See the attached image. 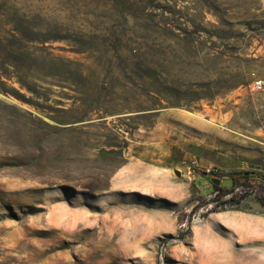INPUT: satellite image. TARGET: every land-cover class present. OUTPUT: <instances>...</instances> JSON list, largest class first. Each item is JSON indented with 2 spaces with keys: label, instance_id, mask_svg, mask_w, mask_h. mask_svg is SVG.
Segmentation results:
<instances>
[{
  "label": "rangeland",
  "instance_id": "obj_1",
  "mask_svg": "<svg viewBox=\"0 0 264 264\" xmlns=\"http://www.w3.org/2000/svg\"><path fill=\"white\" fill-rule=\"evenodd\" d=\"M255 78L264 0H0V264H264L222 212L256 196H214L152 142L158 109L203 114L206 143L230 110L254 120ZM243 165L223 190L264 188Z\"/></svg>",
  "mask_w": 264,
  "mask_h": 264
},
{
  "label": "crops",
  "instance_id": "obj_2",
  "mask_svg": "<svg viewBox=\"0 0 264 264\" xmlns=\"http://www.w3.org/2000/svg\"><path fill=\"white\" fill-rule=\"evenodd\" d=\"M252 94L253 105H260L262 114L249 121L247 118H236L230 110L228 117L217 118L219 120L216 123L227 124H215L210 143L205 142V128L208 126L203 114H193L172 107L158 109L154 123L156 127L160 125L164 130L156 132L152 142L159 148L160 153H165L172 168L182 170L184 167L181 164L193 157L202 161L204 165L220 167L222 172L219 178L220 185L223 178H230L238 168H242L244 161L256 165L254 169L264 170V90L253 91ZM255 99L258 100V104ZM183 123H196L198 131L201 132L196 141L188 138L187 130L183 131L187 125ZM254 124L256 126H252ZM147 167L149 168V165ZM222 212H234V220L238 225L235 230L231 226L229 228L238 240L248 243L259 237L264 241V205L259 200L251 201L243 208Z\"/></svg>",
  "mask_w": 264,
  "mask_h": 264
},
{
  "label": "built area",
  "instance_id": "obj_3",
  "mask_svg": "<svg viewBox=\"0 0 264 264\" xmlns=\"http://www.w3.org/2000/svg\"><path fill=\"white\" fill-rule=\"evenodd\" d=\"M250 87L251 90L253 91L264 90V79L262 78L253 79ZM193 166L194 168L196 167L197 170H199L202 174L206 176H210L212 179L221 176L222 174L220 167L216 165H203L198 167L197 165H193ZM190 168H192V166H190ZM262 174H264V172ZM220 195H222L224 198H230L232 200L235 199L237 201H242L250 196H256L257 200L261 201L262 204L264 203V188L259 189L254 184L246 183L244 176H242V179H240L239 182L235 180V182L231 185L230 189L220 190L219 188L218 189L216 188V191H214V196H220Z\"/></svg>",
  "mask_w": 264,
  "mask_h": 264
},
{
  "label": "water",
  "instance_id": "obj_4",
  "mask_svg": "<svg viewBox=\"0 0 264 264\" xmlns=\"http://www.w3.org/2000/svg\"><path fill=\"white\" fill-rule=\"evenodd\" d=\"M212 183H214V184H219V179H218V178H213V179H212Z\"/></svg>",
  "mask_w": 264,
  "mask_h": 264
},
{
  "label": "trees",
  "instance_id": "obj_5",
  "mask_svg": "<svg viewBox=\"0 0 264 264\" xmlns=\"http://www.w3.org/2000/svg\"><path fill=\"white\" fill-rule=\"evenodd\" d=\"M213 186H214V188H219L220 190H223L220 186H219V184H213ZM261 202V201H260ZM264 204V203H263Z\"/></svg>",
  "mask_w": 264,
  "mask_h": 264
}]
</instances>
